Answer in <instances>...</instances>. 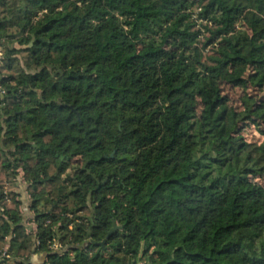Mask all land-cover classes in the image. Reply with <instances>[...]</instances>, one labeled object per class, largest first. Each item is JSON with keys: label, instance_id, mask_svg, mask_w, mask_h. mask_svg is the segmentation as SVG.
<instances>
[{"label": "trees", "instance_id": "1", "mask_svg": "<svg viewBox=\"0 0 264 264\" xmlns=\"http://www.w3.org/2000/svg\"><path fill=\"white\" fill-rule=\"evenodd\" d=\"M35 256L264 264V0H0V264Z\"/></svg>", "mask_w": 264, "mask_h": 264}, {"label": "rangeland", "instance_id": "2", "mask_svg": "<svg viewBox=\"0 0 264 264\" xmlns=\"http://www.w3.org/2000/svg\"><path fill=\"white\" fill-rule=\"evenodd\" d=\"M239 98V93L236 91V92H233L231 93V103L233 105H238V101L237 99ZM245 138L250 141V142H253V143H258L260 142L262 139H261V136L259 134V132H256L253 128H249L246 132L243 133ZM19 179L21 181H23V172L20 171V175H19ZM23 183V182H22ZM24 184V183H23ZM27 210V209H26Z\"/></svg>", "mask_w": 264, "mask_h": 264}, {"label": "crops", "instance_id": "3", "mask_svg": "<svg viewBox=\"0 0 264 264\" xmlns=\"http://www.w3.org/2000/svg\"><path fill=\"white\" fill-rule=\"evenodd\" d=\"M27 198H28V197H27L25 194H23L22 199H23L24 201H28ZM31 264H45L44 257H43V256H35V257L32 259Z\"/></svg>", "mask_w": 264, "mask_h": 264}, {"label": "water", "instance_id": "4", "mask_svg": "<svg viewBox=\"0 0 264 264\" xmlns=\"http://www.w3.org/2000/svg\"><path fill=\"white\" fill-rule=\"evenodd\" d=\"M117 229H118V227H114V228L111 230L109 236H110L114 231H116ZM109 236H108V237H109Z\"/></svg>", "mask_w": 264, "mask_h": 264}]
</instances>
